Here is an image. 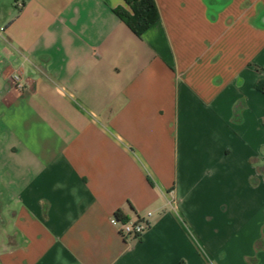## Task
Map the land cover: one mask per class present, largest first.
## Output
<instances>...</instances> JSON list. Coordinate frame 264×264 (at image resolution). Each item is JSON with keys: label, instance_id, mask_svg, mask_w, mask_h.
I'll return each instance as SVG.
<instances>
[{"label": "crops", "instance_id": "obj_1", "mask_svg": "<svg viewBox=\"0 0 264 264\" xmlns=\"http://www.w3.org/2000/svg\"><path fill=\"white\" fill-rule=\"evenodd\" d=\"M154 2L0 0V264H264V0Z\"/></svg>", "mask_w": 264, "mask_h": 264}, {"label": "trees", "instance_id": "obj_2", "mask_svg": "<svg viewBox=\"0 0 264 264\" xmlns=\"http://www.w3.org/2000/svg\"><path fill=\"white\" fill-rule=\"evenodd\" d=\"M125 7L113 10V14L122 21L138 38L159 20V12L154 0H123ZM256 90L264 94V79L255 85ZM150 182V181H149ZM118 221L126 218L121 212L115 214Z\"/></svg>", "mask_w": 264, "mask_h": 264}, {"label": "built area", "instance_id": "obj_3", "mask_svg": "<svg viewBox=\"0 0 264 264\" xmlns=\"http://www.w3.org/2000/svg\"><path fill=\"white\" fill-rule=\"evenodd\" d=\"M11 80L17 89L23 88L21 78L18 74L12 75ZM151 217L152 213L147 212L144 215L136 216L133 220L126 219L124 221H118L116 218H114V221L122 238L139 239L149 228V220Z\"/></svg>", "mask_w": 264, "mask_h": 264}]
</instances>
